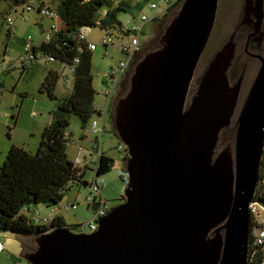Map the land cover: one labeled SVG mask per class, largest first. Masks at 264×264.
<instances>
[{"label":"water","instance_id":"1","mask_svg":"<svg viewBox=\"0 0 264 264\" xmlns=\"http://www.w3.org/2000/svg\"><path fill=\"white\" fill-rule=\"evenodd\" d=\"M252 3L246 0L241 24L253 22L261 41L264 0H255V19ZM218 6L219 0H184L161 46L135 63L130 87L115 104L113 125L128 153L125 200L93 232L55 226L36 237V247L23 254L28 262L248 264L250 206L264 151V55H258L261 64L237 121L234 149L215 153L241 91L242 78L231 86L227 77L236 31L214 54L188 103Z\"/></svg>","mask_w":264,"mask_h":264},{"label":"rangeland","instance_id":"2","mask_svg":"<svg viewBox=\"0 0 264 264\" xmlns=\"http://www.w3.org/2000/svg\"><path fill=\"white\" fill-rule=\"evenodd\" d=\"M44 1L46 2V5L50 7H57L58 5L57 0ZM130 1L132 3L130 12L132 13L124 11L119 14L120 19L125 24L128 20L133 21V19H135L136 22L140 21L144 13L145 15L148 14L152 17L153 14H158V12L164 9L167 5L165 0H154L158 3V7L152 9L147 6L150 0H142V2L141 0H135L134 2L132 0ZM138 2H140V5L136 6V8L133 7ZM245 2L246 0H219L216 23L191 83L188 103L191 102L195 95L201 76L210 60L230 39L234 29H236L245 16L243 10ZM181 5V2L177 4L178 7H181ZM22 7L23 6L21 5L16 6V8H18V11L16 12L12 0H0V62H2L0 65V76L5 80L3 95L0 94V166L4 163L6 155L13 145L28 146L31 150L37 148L39 141L34 142L32 139L29 141L28 136H30V131H27V129L30 125L35 129L42 127L51 119V111L56 107V99L52 98L47 91L41 90L47 72L54 64L57 63V66L60 68L59 70H62L64 67L60 74L64 73L68 76V74L71 73V82L69 80V84L72 85V89L65 94L62 88L63 84L62 82H59V85H56L58 87H55L56 96L61 98L62 96L69 95L74 89V71L63 63L52 61V59L39 51L37 52V59H28L26 61L28 67L23 68L20 58L25 56L26 53L24 50V39L22 38L31 35L32 37L34 36L33 40H36L37 37L46 33L42 32L38 23L42 22L44 27L49 30L55 20L46 14H43L42 16L41 14H37L35 6L34 9H30V11H27L26 13L29 16V20L22 22ZM179 10L180 9L172 11L171 9L169 13L161 17V20H150V22L143 27L144 29L140 39L142 45L134 56L138 57L137 62L148 52L158 49L161 46L160 39ZM133 12H135L136 15H132ZM9 16L15 19L13 26L8 23ZM40 19L42 20L40 21ZM11 26L14 27V29L17 27L12 34H10V30H12ZM108 36L111 35L107 34L105 30H102L98 26L89 30L88 39L97 45V49L93 50L92 60L94 87L98 91L94 100L96 108H103L107 99L106 95L101 92L102 89L106 88L103 74H105L113 64L126 58V55L122 52V44L130 43L133 34L125 37L122 36V38L112 35L113 43L105 46L103 40ZM246 41L247 32H242V35L238 38V60L242 57L249 62V67L245 73L239 105L236 107L232 121L219 135V140L215 148V153L217 155L223 152L229 145L233 146V149L235 147L237 121L243 105L241 101L247 97L260 67L259 59L251 58L245 52L244 48ZM262 46L264 51V43ZM134 66L130 71L131 73L127 76L125 85L123 86L120 84L116 91L115 99L113 100V108L108 111L105 131L102 136V141L100 142V146H103L104 152L114 159L113 166L108 173L96 176L97 164L95 163L96 160H93L96 153L93 152L92 148L94 147V140L97 135L91 130V124L93 119L101 120L102 117H99L96 114L86 123V127L83 128L82 121L76 115L71 116L69 129L72 132V135L70 137V142L67 145V153L69 158L75 163L80 159V162L76 163L78 166H83L86 163L90 164L85 179L92 182L91 186H85L81 183H71L63 201L56 206V208H61L65 204L72 205L75 203L77 206L76 209L71 206L62 211L65 213L66 221L68 223L82 224L81 228L73 229V231L91 232L89 221L93 218L94 210L92 207L88 208V204L90 203V200L88 199L89 196L100 198L102 193L107 200V203L113 205L119 202L120 197L124 195V191L127 187L128 179H126V177H128V172L126 169V158L128 154L125 153V150H118V145L122 141H120L119 136L116 134V130L114 131L113 117L117 100L125 95L130 87V78ZM5 67H9V69L7 68L8 70H6ZM125 75L126 73L122 76ZM122 76L120 78V83L123 78ZM112 99L113 98H111L110 101ZM32 112H36V115H32ZM13 115L17 116V118L15 116L12 117ZM28 142H30V144H28ZM233 155L235 154L233 153ZM95 180L100 187L99 189L96 187ZM263 183L264 180L258 183L255 195L258 193V188H260ZM40 209L42 210L40 211L41 216L52 211V208L45 207L44 205H41ZM258 210L260 213L259 221L264 226V206L260 205ZM35 217H37V213L35 214ZM39 224H46L48 227L50 226L49 221H44L42 219H40ZM3 239L6 242V249L0 256V264H31L23 257L21 241L16 235L12 233L6 234ZM29 240L31 243L34 242V239L32 238H29ZM16 257H19V260H17Z\"/></svg>","mask_w":264,"mask_h":264},{"label":"trees","instance_id":"3","mask_svg":"<svg viewBox=\"0 0 264 264\" xmlns=\"http://www.w3.org/2000/svg\"><path fill=\"white\" fill-rule=\"evenodd\" d=\"M57 1V8H51L59 12V30L54 31L52 23L51 29L47 31L51 34L50 40L46 41L45 39L40 45H35L33 41L34 49L32 57L29 59H37L39 51L52 61L70 67L74 71V89L69 95L61 98L56 96L55 87L61 74L54 69L48 71L41 90L47 91L57 101L56 107L51 111L50 123L41 133L39 144L35 150H31L28 146L13 145L7 153L4 163L0 166V240L4 242L3 237L6 234L16 235L21 241L24 253L36 247L35 241L31 243L29 238L35 239L41 234L52 231L51 228L55 226L69 228L72 231L82 227V224L68 223L62 217L63 214L60 215L64 209L70 208H64L69 204L56 208L63 201L71 183L87 181L85 176L90 168L88 163L78 166L77 162L75 163L68 156L67 145L72 135L69 129L71 116L76 115L82 121V127L85 128L86 123L100 112L94 105L98 91L94 87L92 74L93 49H91L90 43L93 42L88 39L89 33L85 38H82L81 30L83 28L90 30L98 26L107 34L122 38V36L132 34L134 32L132 26L138 24L135 19H133L134 22L131 20L125 24L119 17L121 12L131 11L130 1L118 3H115V0ZM44 7L50 6L38 7L39 13ZM178 9L179 7L175 4L172 11ZM26 39L27 37L24 40V50ZM26 61L22 62L23 68L28 67ZM0 79L2 80V78ZM2 85L4 89L3 80ZM15 117L17 118V116ZM262 156L259 183L264 180V153ZM99 159L100 161H98ZM98 160H94L97 164L96 174L100 176L108 173L113 166L111 164L113 158L102 152ZM87 182L88 186L92 185V182ZM98 188H100L99 185ZM258 189L261 192L257 191L255 201L259 206H264V183ZM96 198L98 201L101 199V197ZM41 205L52 208V212L41 216V213L37 211ZM36 213L38 221L35 219ZM259 214V211L251 213L250 238H252L254 227L264 229L263 224L259 221ZM47 216H53L49 221L50 226L39 224L40 219L44 220ZM89 227L91 231L90 222ZM260 263H264V245H251L248 264Z\"/></svg>","mask_w":264,"mask_h":264},{"label":"built area","instance_id":"4","mask_svg":"<svg viewBox=\"0 0 264 264\" xmlns=\"http://www.w3.org/2000/svg\"><path fill=\"white\" fill-rule=\"evenodd\" d=\"M17 1L23 2L26 5L25 6L26 10L28 11L34 7V3H35L34 0H17ZM183 1L184 0L182 1L181 0H165L167 5L164 9L160 10L158 14H153L152 17H150L149 15H143L141 20L138 21V24H134L132 26V30L134 32L132 33L133 37H132L131 42L128 44H122V52L126 55V58L121 59L115 64H113L111 68L105 74H103V77L105 79L104 83H106V88L102 89L101 92H103L106 95L107 99L105 102V106L103 108H98L100 111L98 113V116L102 117V119L101 120L93 119L92 124H91V130L97 135L94 140V147L92 148L93 152L96 153V155L94 156V160H97V156L99 157L101 153L103 152L102 146H100V142L102 141V136L105 131L108 111H110L113 108V104H114L113 100L115 99L116 91L120 85L121 76L125 74L127 70H129L131 61L134 59L136 52H138V50L141 48L142 44L140 43V39H141L142 30L144 29L143 27H145L146 24L150 22V20H153L155 18H161L163 15H166L167 13H169V11L172 9V7L175 4H179L180 2L182 3ZM149 6L153 9H156L158 7V3L155 1H152L149 4ZM40 13L53 17L54 20L56 21L53 23L52 28L54 31L59 30L60 26L58 22L59 20L58 11H56L55 9H52L51 7H44L41 9ZM22 18L23 20L27 21L29 19V16L26 13H23ZM130 21L131 20H128L127 22L129 23ZM8 22L12 24L13 18L8 17ZM88 33H89V29L83 28L81 30V37L85 38L86 35H88ZM50 39H51V34L47 33L46 41ZM103 43L106 46H108L110 43H113L112 36L105 37L103 40ZM90 47L91 49L94 50L97 48V45L95 43H90ZM33 49H34L33 38L31 36H27L26 43H25L26 55L20 58L21 62L23 61L25 62L27 59L32 57ZM1 64L2 62H0V65ZM3 90L4 89L2 85V80L0 79V94H2ZM111 98L113 99L110 101ZM33 115H36V112H33ZM125 148H126V145L124 143L122 142L119 143L118 145L119 150H123ZM78 162H80V159L77 160V163ZM96 187L98 188V185H96ZM88 199L90 200L91 204L96 202V197L89 196ZM104 202L105 201L102 198L99 200L100 206L94 211L93 218L89 221L90 226H91V232L95 231L98 228L99 226L98 220L102 216L108 213L107 208H106V203ZM71 206H73L74 208L77 207L75 204H73V205H65L64 208L71 207ZM258 207H259V204L256 201H254L250 206L251 213L252 214L257 213L259 211ZM52 218L53 216H47L44 218V221H51ZM35 219L38 221L39 220L38 216L35 217ZM252 232H253V235H252V238H250V246L251 245H256V246L264 245V229H262L261 227H254ZM4 249H5V244L2 240H0V254L4 251ZM260 264H264V263H260Z\"/></svg>","mask_w":264,"mask_h":264},{"label":"flooded vegetation","instance_id":"5","mask_svg":"<svg viewBox=\"0 0 264 264\" xmlns=\"http://www.w3.org/2000/svg\"><path fill=\"white\" fill-rule=\"evenodd\" d=\"M255 6H256V3H255V0H253L251 19H255V14H254ZM241 23H242V21H241ZM241 23L238 24L236 29H234V31H233V32L236 31V35H235L236 52H235V56H234V58L232 60V63H231V65H230V67H229V69L227 71L228 79L230 81L229 83H230L231 86L235 85L239 81V79L242 78V83H241V89L240 90H242V88H243L245 73H246V71H247V69L249 67L248 66L249 62L244 60L242 57L238 60V38H239L240 35H242V32H247V41L245 43V48H244L245 52L251 58L259 59V61H260V58L258 57V55H264L263 46H262L263 43H264V35L262 36L261 41H259L257 39L259 33L253 34L254 33L253 22H252L251 26L245 25V24H241ZM261 31L264 34V16H263V20H262ZM137 58L138 57H134V59L130 63L129 70L126 72V75L122 76L123 78H122V81H121L120 84H122L123 86L126 83L127 76L131 73L130 71L132 70L134 64L137 62ZM260 64H261V61H260ZM240 94H241V91H240ZM246 98L247 97H245V99H243L241 101L243 105H244V103L246 101ZM239 101H240V95H239V98H238L237 105H239ZM243 105H242V107H243ZM101 198L105 201L104 203H106L107 211H110V209L113 208L115 205L120 204V203H122L125 200V196L122 195L120 197L119 202H117V203H115L113 205H109V203H107V201H106L105 197L103 196V194H101Z\"/></svg>","mask_w":264,"mask_h":264},{"label":"crops","instance_id":"6","mask_svg":"<svg viewBox=\"0 0 264 264\" xmlns=\"http://www.w3.org/2000/svg\"><path fill=\"white\" fill-rule=\"evenodd\" d=\"M121 1H130V0H115V3H118V2H121ZM133 2L135 1V0H132ZM140 1V0H139ZM152 1H154V0H150L149 1V4L152 2ZM12 2H13V5H14V7H15V10H16V12L18 11V8H16V6H19V5H21V6H23L22 7V14L23 13H27V12H25L26 11V8H25V4L23 3V2H18L17 0H12ZM131 2V1H130ZM141 2H142V0H141ZM149 4L147 5L148 7H150L149 6ZM42 5H46V2L44 1V0H42V1H39V0H35V3H34V7L32 8V9H34L35 8V6H36V11H37V14H41V13H39V11H38V7H40V6H42ZM131 5H132V3H131ZM140 5V2H138V3H136V5L135 6H133V7H135L136 8V6H139ZM47 6V5H46ZM55 8H57V7H55ZM151 8V7H150ZM28 11V10H27ZM30 11V10H29ZM151 11H152V9H151ZM130 13H132V12H130ZM22 14H21V20H22V22L24 21H26V20H23V18H22ZM132 15H136V13L135 12H133V14ZM144 15H145V13H144ZM148 15V14H147ZM41 16H42V14H41ZM43 18V17H42ZM42 19H40V21H41ZM14 23H15V19L13 18V23H12V26L14 25ZM39 25H40V28H41V30H42V32L43 33H45V34H42L41 36H39V37H37L36 38V40H33L34 41V43H35V45H40L43 41H45V39H46V34H47V29L44 27V25L42 24V22H39L38 23ZM11 26V29L12 30H10V34H12L14 31H15V29H17V27H15V29H14V27H12ZM51 29V28H50ZM49 29V30H50ZM34 37V36H33ZM22 39H24L25 40V38H22ZM97 49V48H96ZM54 62H56V61H54ZM49 63V62H48ZM50 64V63H49ZM9 69V67H5V69L6 70H8ZM64 68V67H63ZM63 68H62V70H63ZM51 69H54V70H56V71H58L59 73L62 71V70H59L60 68L57 66V63L56 64H54L53 66H52V68ZM71 69V68H70ZM10 70H12V69H10ZM48 73V72H47ZM70 76H71V73H69L68 74V76H66L64 73H62L61 74V77L62 78H60V79H63V80H58V82H57V85H59V82H62V88H63V91H64V93L65 94H67L71 89H72V85L71 84H69V80H70V82H71V79H70ZM0 78H2V76H0ZM2 80H3V82H4V84H5V80L2 78ZM56 87H58V86H56ZM64 94V95H65ZM33 113V112H32ZM33 115V114H32ZM50 121H51V119L50 120H48V122L47 123H45L42 127H40V128H38V129H35L34 127H32V125H30L29 126V128L27 129V131L29 130L30 131V133H29V135L30 136H28V138H29V141L32 139L34 142L35 141H39V139H40V136H41V133L43 132V130H44V128H45V126H47L49 123H50ZM32 127V128H31ZM28 144H30V142H28ZM102 151L104 152V148H103V146H102ZM96 202H99L98 201V198H96ZM95 203H93L92 205H91V207L94 205ZM37 211L38 212H40V211H42L40 208H38L37 209ZM52 211H49V213H47V214H45V215H48V214H50ZM63 214V215H62ZM60 215H62V217L66 220V217H65V213H63V212H61L60 213ZM4 244H5V249H6V242L4 241ZM21 248H22V246H21ZM5 249H4V251H5ZM4 251L0 254V256L4 253ZM22 254H24V252H23V250H22Z\"/></svg>","mask_w":264,"mask_h":264},{"label":"clouds","instance_id":"7","mask_svg":"<svg viewBox=\"0 0 264 264\" xmlns=\"http://www.w3.org/2000/svg\"><path fill=\"white\" fill-rule=\"evenodd\" d=\"M182 3H183V2H182ZM179 8H180V7H179ZM119 86H120V85H119ZM111 110H112V109H111ZM122 143H123V142H122ZM126 149H127V146H126L125 149H123V150H125V153H127V152H126ZM118 150H119V149H118ZM120 151H121V150H120ZM127 154H128V153H127ZM125 155H126V154H125ZM99 157H100V156H99ZM99 157H98V158H99ZM97 160H98V159H97ZM97 160H96V161H97ZM98 161H99V160H98ZM127 179H128V177H127ZM95 203H97V202H95ZM89 204L91 205V203H89ZM94 211H95V210H94ZM250 232H251V231H250Z\"/></svg>","mask_w":264,"mask_h":264}]
</instances>
